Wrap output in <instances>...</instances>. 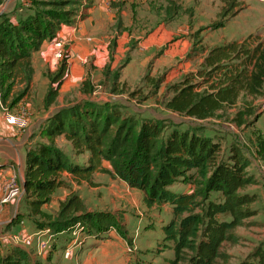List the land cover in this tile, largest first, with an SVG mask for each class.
Listing matches in <instances>:
<instances>
[{"label": "trees", "instance_id": "trees-1", "mask_svg": "<svg viewBox=\"0 0 264 264\" xmlns=\"http://www.w3.org/2000/svg\"><path fill=\"white\" fill-rule=\"evenodd\" d=\"M6 0H0V6ZM18 0H15L17 2ZM172 1V0H168ZM228 3L229 0H223ZM95 0H22L20 6L0 14V98L17 103L31 89L35 67L33 55L45 41L56 39L64 26L87 17ZM116 6V0H111ZM233 5V4H232ZM234 7V6H233ZM163 6V20L170 8ZM232 9V8H231ZM161 13V12H159ZM230 9L224 18L229 17ZM234 12L230 16L237 15ZM225 26L221 20L214 28ZM203 31L198 30L196 34ZM203 45L197 38L194 45ZM203 50V47H202ZM190 56V55H189ZM70 54L50 74L52 86L47 103L56 102L69 73ZM120 74L117 75L119 77ZM158 81H163L160 78ZM20 84L22 89L18 90ZM81 90L91 95L95 87L84 81ZM169 89L167 108L195 119H208L225 106H235L243 94L261 96L264 91V39L250 34L207 49L198 69L188 73ZM37 140L26 150L24 194L18 216L9 228L27 217L38 230L50 228L64 233L79 224L96 228L100 235L111 227L121 230L120 221L109 211L91 212L82 196L72 192L60 202L56 219L47 220L44 207L67 182L64 172L78 182L91 181L99 171L112 172L130 186L145 192L148 202L169 203L173 217L163 226L162 245L174 251L165 264H221L222 248L233 240V230L256 216L257 193L244 191L253 183L250 162L240 144L232 142L222 153V144L205 128H181L151 117L138 118L122 106L93 97L66 104L53 112ZM64 136L76 154L88 153L86 162H77L55 143ZM222 153V154H221ZM199 173L197 190L176 192L170 187ZM218 193V196H212ZM0 264H41L19 244L0 249ZM264 264V254L259 258Z\"/></svg>", "mask_w": 264, "mask_h": 264}, {"label": "rangeland", "instance_id": "rangeland-1", "mask_svg": "<svg viewBox=\"0 0 264 264\" xmlns=\"http://www.w3.org/2000/svg\"><path fill=\"white\" fill-rule=\"evenodd\" d=\"M155 1L157 4L161 3L166 11V7H169L170 17L174 19L171 21L172 33L164 40L165 44L154 50L150 64L145 69H140L137 66L123 69L119 67L120 63L112 64L113 66L107 64L104 69L100 70L96 65L93 66L94 68L87 69V63H85L86 69L80 75L74 76L69 70L70 75L68 73L66 76L60 94L53 104H48L46 99L49 88L52 86L50 74H54L58 70L62 59L54 57L53 43L60 38L57 37L50 41V58L47 57L46 61L42 57L37 60L36 68L38 67V70L35 72L32 87L27 94L15 104H12L13 96L6 104L0 98V158L4 159L3 156L16 158L18 155L16 146L20 145L18 142H22L27 136L38 137V140L43 138L40 132L46 126L47 118L53 112L66 104L89 96L104 102L118 103L125 113H133L138 118L147 116L162 120L169 126L174 125L181 128H205L207 133L221 142L222 153L227 152L226 149L232 142L241 145L250 162L248 170L253 177V183L244 191L258 195L257 202L254 204L258 214L246 219L241 226L232 231L233 240L223 245L222 251L226 257L221 264H259V258L264 254V91L261 96L243 94L237 105L225 106L216 111L212 117L203 120L175 113L169 110L166 104L172 97L169 87L180 82L188 73L198 69L207 49L226 41L246 38L250 34L259 35L261 39H264V0H229L228 3L223 0ZM21 4L22 0L17 2L6 0L0 6V11L10 10ZM227 9H230L229 17L224 18ZM146 10L145 7H142L139 14L142 15ZM234 12H238L237 15L230 16ZM159 15L160 17L155 16L152 19L155 20L154 22L150 17L145 29L160 25V21L164 17L162 13ZM166 18L167 16L165 22H167ZM221 20L225 21V26L214 28V24ZM140 26L143 24L138 25V27ZM202 29L201 34H196L198 30ZM200 37L203 40V45H194L195 40ZM64 41L65 53H70L68 45L70 41L67 39ZM133 44L136 46L138 41H131L130 45ZM166 51L169 53L164 56ZM126 56L128 58L130 52L123 56L122 61ZM142 57V54L138 57L139 62ZM93 58L91 57V60H94ZM114 58L115 56H113ZM161 59L163 61L159 62ZM118 74H120L119 77H117ZM160 78H163V81H158ZM87 80L95 87L91 95L86 94L80 88L81 84ZM22 86L23 84H20L18 90L22 89ZM7 111L27 117L28 125L25 128H19L8 124L5 119ZM45 114L47 117L44 119ZM34 128L37 131H33ZM55 143L70 158L80 163L86 162L88 153L76 154L71 142L64 136L58 137ZM17 159L18 162H21L20 155L17 156ZM104 167L107 171L96 172L91 181L78 182L75 180L77 185H71L69 192L79 193L84 199L88 211L114 213L120 221L121 230L111 227L100 235L96 233V228H88L86 225L79 224L58 234L57 236H61L63 241L60 243L63 245L66 243V246L69 244L73 246L75 243L78 245L75 250L80 253H89L92 249L98 252L104 245L99 244L93 247L89 245L91 239L104 242L112 235V238L121 240L124 249L122 254L127 260V264H165L166 259L174 257L173 249L165 250V246L162 245L163 226L173 217L171 205L148 202L144 191L130 186L112 172V164L109 161H104ZM14 177L19 180L18 176H12L9 177L8 183ZM202 180L203 177L199 173H195L193 177L178 182L170 188L176 192H193L201 186ZM212 196L216 197L218 193H212ZM2 198H0V218L3 216V206L6 204L10 205L8 220L15 219L13 217L16 204L19 203L18 213L20 210L25 211L21 200L2 204ZM58 205L57 201L53 207L49 205L44 218L47 217V220L56 219ZM10 223H6L2 227L3 232L6 233L10 229ZM106 243L103 250L111 254L120 250L109 240H106ZM60 251H62V247L59 246L57 250L59 253L54 261L60 258ZM107 252L99 251L94 256L105 257L108 255ZM74 255L76 256V253ZM71 260L73 264L80 262V264H84L87 259L85 255H82L80 262L76 257ZM109 264H114V262Z\"/></svg>", "mask_w": 264, "mask_h": 264}, {"label": "crops", "instance_id": "crops-1", "mask_svg": "<svg viewBox=\"0 0 264 264\" xmlns=\"http://www.w3.org/2000/svg\"><path fill=\"white\" fill-rule=\"evenodd\" d=\"M161 6L162 4H157L155 0H116V6L111 5V0H95L93 5L87 9V17L85 19L78 20L72 27L64 26L58 35L60 39H67L70 41L68 45L70 50L69 70L71 74L74 76L76 74L80 75V73L86 69L85 63H87V69L94 68L93 66L96 65L98 69L102 70L107 64L117 65L119 63V67L123 69L136 66L140 69H145L150 64L154 50L165 44L164 40L172 33V22H165L163 19L160 21V25L145 29L150 17H152L151 21L154 22L155 20L152 19H154L155 16L160 17L159 12L163 13V10L160 11V9H158ZM142 7H145V10L147 7V10L140 15L139 12ZM139 24H143V26L138 27ZM133 40L138 41L136 46L134 44L132 46L130 45ZM49 45L50 41H45L41 49L34 53L33 64L35 72L38 70V67L36 68L38 59L42 57L43 60L46 61L47 57L50 58L49 55L51 50ZM134 46L135 48H133ZM129 52L130 56L128 58L126 56L125 60L122 61L123 56H125V54L127 55ZM168 53L169 51H166L164 56L168 55ZM141 54L143 57L139 62L138 57ZM113 56H115L114 59ZM91 57H94V60H91ZM162 61V59L159 60V62ZM43 117L45 119L47 115L45 114ZM33 131L37 130L34 128ZM37 140L38 137L31 138V136H27L25 140L18 142L20 143L19 147L15 145L18 150L16 158L11 156H3L5 157L4 159L0 158V161H2V164H0V198L5 194V188L9 177L18 176L19 182L23 185L26 150L28 146ZM19 155L21 156V162H18L17 159ZM6 158L9 160H5ZM63 178L67 182V185L60 187L54 193L51 201L45 205L44 211L48 209L49 205L52 207L56 205V201L60 205L59 201L65 200L71 193L69 192L72 187L71 185H77L75 181L76 178L71 173L64 172ZM123 181L126 182L125 180ZM59 205L57 208H59ZM3 209V216L0 218L1 250L8 249L13 244H19L27 249L32 256L42 264H73L71 259L76 257L79 260L78 262H80L82 255H85L87 259L84 261V264H109L110 262H114V264H127V260L124 259L122 254L124 249L122 248L121 240L112 238V235L105 239L104 242L102 240H93V238L91 239L90 237L91 242L89 245L93 247L99 244L105 246V244H107L106 240H109L110 243L120 249L111 254L103 250V246L98 252H107L108 255L105 257L99 258L98 256H94L95 253H98L94 249L89 251V253L76 252L75 249L78 245L74 242L76 246H72V244L66 246V243L63 245L60 243L63 242L60 238L61 236H56V241L54 240L49 253L41 254L38 248L37 238L34 235L38 229L27 217H23L20 221L13 224L6 233L3 232L2 227L11 221V218L8 220L7 217L10 211V205L6 204L3 206ZM16 210L17 209H15L14 214ZM8 236H16L17 239L12 242ZM113 236H115V234H113ZM123 244H125V242H123ZM59 246L62 247V251H60L61 256L57 261H54L59 253L57 252ZM68 250H71L69 256L66 255ZM74 253H76V256Z\"/></svg>", "mask_w": 264, "mask_h": 264}, {"label": "built area", "instance_id": "built-area-1", "mask_svg": "<svg viewBox=\"0 0 264 264\" xmlns=\"http://www.w3.org/2000/svg\"><path fill=\"white\" fill-rule=\"evenodd\" d=\"M65 40V39H64ZM63 39L56 40L54 44V57L57 59H62L65 56V41ZM5 119L8 124L12 126H16L19 128H25L29 120L27 117L22 115L13 114L11 112L5 113ZM23 192V185L19 182L17 178H12L6 186L5 194L1 200L2 204L12 202L18 200ZM35 237L37 238L38 248L41 254L49 253L54 238L57 236L50 228L40 229L34 233ZM8 238L14 242L16 240V236H8ZM71 250L66 252V255L69 256Z\"/></svg>", "mask_w": 264, "mask_h": 264}, {"label": "water", "instance_id": "water-1", "mask_svg": "<svg viewBox=\"0 0 264 264\" xmlns=\"http://www.w3.org/2000/svg\"><path fill=\"white\" fill-rule=\"evenodd\" d=\"M3 11H4V10H1V11H0V14H1ZM23 194H24V189H23V192H22L21 197L17 200L18 202L21 200ZM18 208H19V203L17 204V208H16V209L18 210ZM17 210H16V213H15V216L13 217V219L16 218V216H17V214H18ZM11 221H12V220H11Z\"/></svg>", "mask_w": 264, "mask_h": 264}]
</instances>
